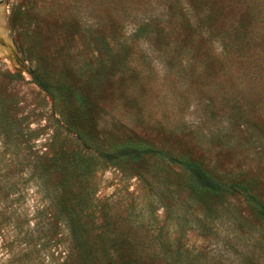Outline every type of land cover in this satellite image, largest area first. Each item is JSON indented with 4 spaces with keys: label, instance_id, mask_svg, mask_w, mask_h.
Segmentation results:
<instances>
[{
    "label": "rangeland",
    "instance_id": "rangeland-1",
    "mask_svg": "<svg viewBox=\"0 0 264 264\" xmlns=\"http://www.w3.org/2000/svg\"><path fill=\"white\" fill-rule=\"evenodd\" d=\"M0 17V264H264V0H0Z\"/></svg>",
    "mask_w": 264,
    "mask_h": 264
},
{
    "label": "trees",
    "instance_id": "trees-1",
    "mask_svg": "<svg viewBox=\"0 0 264 264\" xmlns=\"http://www.w3.org/2000/svg\"><path fill=\"white\" fill-rule=\"evenodd\" d=\"M14 15L19 17L18 13ZM33 73V79L36 84L47 91H51V86L48 81L45 80L39 74ZM78 101L79 105L74 109V114H71V119L76 127H80L84 129L85 132L90 133L93 129V122H92V111L94 110V105L92 104V94L87 92L86 89L83 91L78 92ZM138 139H141L139 135L133 134ZM133 136V137H134ZM140 143V142H139ZM143 146H138L137 142H131V144L121 149V156L127 162L138 165L144 158L146 152L142 148ZM55 157V156H54ZM53 157V158H54ZM174 161H179L181 166L184 170L188 171V173L194 179V185L198 189V191L202 194H218L226 190L224 186L215 178L214 174L207 168V166L202 162L192 157H183L180 160L173 158ZM63 164V160L60 157H56L54 159V166L58 168ZM40 166V165H39ZM37 168V165L34 163V170ZM40 168V167H39ZM54 168H50L52 170ZM42 170V168H41ZM39 179V176L37 177ZM41 179V178H40ZM40 180V185H41ZM244 191L250 193L249 188L246 185L240 186ZM238 187V188H240ZM237 189V188H236ZM49 205L47 207L49 216L54 218L58 213H62L60 209V205L64 202L63 196L59 191V184H56L49 196ZM258 207H261L264 211V203L261 200H258Z\"/></svg>",
    "mask_w": 264,
    "mask_h": 264
},
{
    "label": "water",
    "instance_id": "water-1",
    "mask_svg": "<svg viewBox=\"0 0 264 264\" xmlns=\"http://www.w3.org/2000/svg\"><path fill=\"white\" fill-rule=\"evenodd\" d=\"M4 22L2 24H0V43H6V37L4 34ZM21 67L25 68L22 64H20Z\"/></svg>",
    "mask_w": 264,
    "mask_h": 264
},
{
    "label": "flooded vegetation",
    "instance_id": "flooded-vegetation-1",
    "mask_svg": "<svg viewBox=\"0 0 264 264\" xmlns=\"http://www.w3.org/2000/svg\"><path fill=\"white\" fill-rule=\"evenodd\" d=\"M3 23V21H2V18L0 17V24H2Z\"/></svg>",
    "mask_w": 264,
    "mask_h": 264
}]
</instances>
